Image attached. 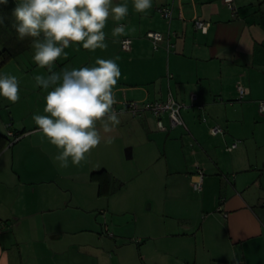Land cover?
I'll return each mask as SVG.
<instances>
[{
    "label": "crops",
    "instance_id": "crops-1",
    "mask_svg": "<svg viewBox=\"0 0 264 264\" xmlns=\"http://www.w3.org/2000/svg\"><path fill=\"white\" fill-rule=\"evenodd\" d=\"M16 3L0 5V16L10 14L0 25L1 50L16 54L9 60L31 43L19 40L12 27ZM112 4H127L128 15L119 22L109 16L103 29L107 49L92 52L70 44L67 57L54 64L60 73L96 66L97 58L119 57L121 77L113 92L121 122L108 134L101 122L97 127L102 136L123 138L117 148H126L127 161L138 158L137 177L150 176L151 185L160 188L164 209L159 214L166 219L137 242L138 252L148 241L153 247L150 256L141 250V263L264 264V111L258 110L264 99V0H233L235 10L224 0H153L146 15L134 10L133 0ZM162 7L171 9L169 20L159 12ZM196 19L208 24L206 32L195 28ZM121 24L127 35L113 43L112 31ZM149 31L163 35L156 49ZM125 38L130 50L121 48ZM78 53L84 54L79 63ZM237 84L246 91L241 99ZM168 97L183 105V125L171 127L165 113L160 129L150 111L132 115L124 106ZM43 99L41 115H49ZM11 119L0 131V264H95L94 241L103 230L93 212H108L125 181L98 161L100 156L92 160L86 154L84 166L70 162L60 168L54 162L58 150L47 139L24 142L38 127L27 129ZM215 125L223 133L211 134ZM234 142L236 147L227 150ZM133 148H139L137 156ZM81 168L87 178L80 189L73 182ZM199 171L197 191L192 180ZM185 190L195 195L190 204ZM95 199L109 200L100 206L93 205Z\"/></svg>",
    "mask_w": 264,
    "mask_h": 264
},
{
    "label": "clouds",
    "instance_id": "clouds-1",
    "mask_svg": "<svg viewBox=\"0 0 264 264\" xmlns=\"http://www.w3.org/2000/svg\"><path fill=\"white\" fill-rule=\"evenodd\" d=\"M8 0H0L7 5ZM153 0H133L137 13L146 15ZM12 15L17 38L30 39L35 53L32 57L40 68H48L49 75H36V86L51 89L45 96L44 112L49 115H33V120L47 139L58 150L54 162L60 168L81 166L103 141L111 144L114 137L101 135L97 122H101L103 133L108 134L120 124L115 111L114 86L121 77L115 59L97 58L93 67L73 68L60 73L52 71L55 61L64 50L82 44L84 49L94 52L106 50V34L103 29L111 15L119 22L128 15L127 4L113 6L112 0H17ZM4 18L0 16V25ZM134 31V29H133ZM127 35L124 25L112 31L113 43ZM79 51V47L76 48ZM0 96L17 103L19 81L16 76L0 74Z\"/></svg>",
    "mask_w": 264,
    "mask_h": 264
},
{
    "label": "rangeland",
    "instance_id": "rangeland-1",
    "mask_svg": "<svg viewBox=\"0 0 264 264\" xmlns=\"http://www.w3.org/2000/svg\"><path fill=\"white\" fill-rule=\"evenodd\" d=\"M1 48L0 41V51ZM34 53L35 49L32 43H30L28 48L19 57L14 60H7V64L0 71V74L6 73L18 78L20 96L17 103H11L6 98L0 96V117L3 123L0 125V131L5 132L4 123H11L12 117L18 126L23 125L27 129L38 127L33 120V115H41L40 111H42L44 104V101L42 103V99L45 98L50 89L45 90L41 88V91L39 90L40 87L36 86L34 77L36 75L47 76L49 73H46L48 68H40L37 66L32 59ZM82 55L84 54H77L76 61L78 63L80 59L83 58ZM89 59H92L91 55H89ZM67 66L68 65H66V67ZM53 67L55 68V72L58 73V71H60L59 66L54 64ZM36 136L41 138L42 133L36 130V134L35 132L34 134H29L24 139V142L27 144L31 141L40 140L35 139ZM123 141V138L119 139L117 137L110 146L106 143L101 144L99 147L92 149L91 153L88 154V157L92 160L98 159L100 156L98 161L100 160L109 165L112 171L119 175V177L121 176V179L125 181L124 188L110 199L111 209L108 212H100L98 210L99 208L95 209L93 212L97 221H99L98 223H100L99 226L102 225L103 230L99 235L98 232L96 233V239L94 241V254L95 257L98 258L95 264H142L139 259V253H141L142 250V253L144 251L150 256L153 252V247L151 241H148L138 252L137 242L145 234V230H152L150 228L151 225H154V228H161L164 226L163 220H166L159 214V211L162 212V209H164L162 205L163 195L160 193V188L151 185L152 178L150 176L148 179H146V176L140 174L137 177V173L141 170V166H139L140 170L136 166L138 158L135 157L127 161L123 157L126 148H117L123 144ZM50 145L52 144L50 143ZM133 149L137 156V150H139V148ZM127 164L128 167L126 166ZM82 165L84 166L85 162H83ZM124 166L126 167L124 168ZM84 172L85 170L82 168L78 171V181L73 182L74 187L82 188V184L79 183L82 179L87 178ZM146 173H148L147 170ZM184 195L186 199H188V204H190L189 202H191L192 197L195 196L192 192L187 190H185ZM108 200L109 199H104V201L98 203V199H95L92 200V202H94L93 205L103 206V203H107ZM149 203L152 204L151 209L147 208ZM98 229L101 232V227ZM107 232L112 235H108ZM122 239H124L125 243L122 242ZM147 258L149 259L148 256H146V258L144 257L146 260ZM148 263L151 264V262Z\"/></svg>",
    "mask_w": 264,
    "mask_h": 264
},
{
    "label": "built area",
    "instance_id": "built-area-1",
    "mask_svg": "<svg viewBox=\"0 0 264 264\" xmlns=\"http://www.w3.org/2000/svg\"><path fill=\"white\" fill-rule=\"evenodd\" d=\"M224 2L227 4V6L235 10V7L233 6V0H224ZM159 12L162 14L164 18L169 20L171 18V9L169 7H162L159 8ZM195 28L201 29L203 32H206L207 30V23L203 22L202 20L196 19L194 20ZM146 36L151 39L153 43V47L156 49L158 47L159 42L163 39V35L160 32H147ZM121 48L124 50H130L131 48V40L129 38L122 39L121 42ZM237 91L239 94V97H244L246 91L242 85L237 84ZM124 106L126 111H128L132 115H139L143 111H150L157 119V126L160 129H164L165 126L162 122L161 116L163 114H167L169 118V123L171 127L183 125V120L181 117V108L183 105L179 102H177L174 98L168 97L165 101H143V102H137L134 100L126 101L124 102ZM258 110L260 112L264 111V99L258 101ZM117 111V109H115ZM121 111V110H118ZM210 132L213 135L223 133V130L221 127L215 125L210 128ZM8 135L13 137V139L17 140L18 137L14 136L12 132H8ZM237 142L232 143L230 146L227 147V150H231L232 148L236 147ZM202 178L203 173L202 171H199L196 175V178L192 180V187L194 190H201L202 188ZM108 233V232H107ZM108 235H112L111 233H108Z\"/></svg>",
    "mask_w": 264,
    "mask_h": 264
},
{
    "label": "trees",
    "instance_id": "trees-1",
    "mask_svg": "<svg viewBox=\"0 0 264 264\" xmlns=\"http://www.w3.org/2000/svg\"><path fill=\"white\" fill-rule=\"evenodd\" d=\"M3 18H4V22H6V18L8 16H10V14L6 13L5 14L3 13L2 14ZM4 25V23H3ZM16 54L8 49H3L0 51V66L3 65L7 60L13 58ZM21 134V133H20ZM20 134H17V135H20ZM5 140H8L7 138ZM8 143H9V140H8Z\"/></svg>",
    "mask_w": 264,
    "mask_h": 264
}]
</instances>
